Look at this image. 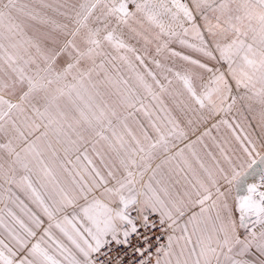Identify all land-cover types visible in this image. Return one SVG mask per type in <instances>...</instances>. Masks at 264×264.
Wrapping results in <instances>:
<instances>
[{"label": "snow or ice", "instance_id": "1", "mask_svg": "<svg viewBox=\"0 0 264 264\" xmlns=\"http://www.w3.org/2000/svg\"><path fill=\"white\" fill-rule=\"evenodd\" d=\"M192 3L202 25L179 0H172L171 7L151 0H79L62 6L68 9L60 13L62 22L40 18L18 0H0V178L25 191L49 220L54 212L79 206L87 224L74 212L71 218L64 216L71 233L59 223L55 227L80 258L48 229L44 232L59 254L68 253L67 264H113V244L131 248L133 257H139L130 264H264V155L254 140L237 135L240 149L232 156L217 145L223 164L209 152L214 165L200 163L202 174L188 165L192 179H185L182 192L164 186L161 196L152 184L161 168L152 166L157 155L167 153L173 139L186 137L164 104L165 94L174 102L186 96L177 103L182 112L209 115L230 113L243 101L255 113L253 119L259 116L264 134V0ZM164 17L181 31L166 27ZM25 18L39 20L49 30L35 29ZM189 34L196 43L180 38ZM175 39L204 59L171 50ZM131 40L144 41L143 54ZM153 40L156 56L167 52L165 59L179 58L188 65L169 67L153 56L151 63L161 69L166 83L145 63ZM125 71L131 75L126 77ZM229 77L238 93L243 89L240 95L233 94ZM138 89L156 102L163 120L145 105ZM129 110L143 113L154 137L139 121L140 134L132 131ZM220 124L232 127L223 117L213 127ZM149 172V181L142 183ZM28 214L38 228L40 219ZM17 223L27 237L35 236L22 221ZM0 227L16 245L14 251L0 240V264H62L40 242L29 248L24 236L2 221ZM156 230L166 243L159 242ZM133 234L135 245L129 239ZM26 248V256L13 259Z\"/></svg>", "mask_w": 264, "mask_h": 264}, {"label": "crops", "instance_id": "2", "mask_svg": "<svg viewBox=\"0 0 264 264\" xmlns=\"http://www.w3.org/2000/svg\"><path fill=\"white\" fill-rule=\"evenodd\" d=\"M151 2L167 4L170 7L172 6V0H151ZM179 2L188 5V7L193 10V14L196 16L197 24H203L199 14L194 10L192 0H179ZM173 11H176L174 7ZM164 22L166 27L168 25H171L173 28H175L176 31H181V29L176 27V25L167 17H164ZM184 27H190V24L185 22ZM155 31H158V29H156ZM180 38L185 39L189 44L197 42L191 34L187 36L182 35ZM165 39L167 38L165 37ZM176 42L177 40H174L169 45V48L171 50H175L184 55H190L194 59H204L201 54L196 53L189 48H187V50L191 52V54L183 53L182 50L176 48L175 44H173ZM166 53L167 52L162 54ZM177 60L180 59L177 58ZM183 67H188V65L183 64ZM220 67L222 71H226L227 69V65H223ZM228 79L229 83L232 84L233 94L240 95V93L243 92V89H241L238 93L235 88L234 81H232L230 77ZM256 108L258 111V106H256ZM254 114L255 113L249 112L247 110V108L245 107V102L238 101L230 113L211 115L209 120L207 121L209 125H207L205 128L200 130L196 129V131L193 132L184 131L186 133L185 138L179 140L173 139L171 141V144L173 146L170 147L169 151L167 153L160 152L157 155L156 159L153 161V168H155L157 164L161 165L159 173L157 174L156 178L152 180L153 187L156 188L158 192H160V188L164 186H167L170 191L175 190L177 192H182L183 189H179V187L184 188L185 179H192V174L188 169V165H191V167L197 173L202 174L200 163H203L206 167H212L214 165V161L208 155L209 152L212 153V156H215L216 159L220 160L223 164V158L220 154V147H223L225 149V153L229 156L233 155V150L239 152L240 146L239 142L236 140L237 135L241 137V140L244 139L245 135L254 140V142H256L257 144V151L260 152L261 155H264V148L260 147L261 142L264 141V134H262L261 128L259 127V116L257 115L256 119H253ZM221 117L227 119L232 127L229 128L224 124H220L219 127H213V125H216L219 122ZM237 124H239L240 126L237 127ZM245 143H247V141H245ZM189 145H191V147H189ZM217 145H219L220 147H217ZM181 150H183L182 155H177V153L181 152ZM253 155L255 156V153ZM256 159H259V157H256ZM164 161H167V163H164ZM185 161H187V164L185 163ZM150 176L151 172H149L148 179L145 180L144 183H147L149 181ZM32 179L33 184L37 188V190L43 193V189H41L39 187V184L36 183L35 177H32ZM156 180H161V185H157ZM253 182H258V179L249 181V183ZM12 187V184L7 183L3 178H0V221H2L3 225L9 229H12L15 233H18L28 239L29 248L32 244L40 242L41 247L46 248L49 251L50 255L54 256L57 260H60L62 264H67V260H65L64 257L68 255V253H64L63 255L59 254L55 250V245L52 243V240L49 239L48 236L44 235L45 229H48L51 237L63 244L64 247L68 249V252L76 255L77 258H80L74 246L67 240L60 229L55 227V225L59 223L61 227L65 228L71 233V226L65 223L64 216L67 215L71 218L74 212L80 215L81 221L87 224V221L84 220L82 214H80L79 206H77L76 208H65L62 212H54V218L52 220H49L48 217L44 215V213L37 207V205L32 202V200L29 198V195L26 194L25 191L21 190L20 187L18 189L15 186L13 187V189ZM234 194L235 193H233V195ZM46 202L48 201L46 200ZM83 203V201L79 202V204ZM29 211L31 213H34L40 219L41 224L38 228L29 219ZM9 213H12L13 215H10ZM13 216L16 219H14ZM17 220L22 221L27 228L35 232V236L27 237V234L20 227V224L17 223ZM49 225H52V227H49ZM77 227H79V224H77ZM41 237H43V240H41ZM0 240H3L4 243L13 248L14 251L16 250L14 241L11 240L8 232L5 231L4 227H0ZM5 254H8L6 250ZM26 255L27 248L19 251L16 257H14L13 259L18 261Z\"/></svg>", "mask_w": 264, "mask_h": 264}, {"label": "rangeland", "instance_id": "3", "mask_svg": "<svg viewBox=\"0 0 264 264\" xmlns=\"http://www.w3.org/2000/svg\"><path fill=\"white\" fill-rule=\"evenodd\" d=\"M79 2V0H18V3L21 5H27L28 8L26 10H32L34 11L35 14L38 15V17L40 18H44V19H50V20H56V21H64V17L60 15L61 12H66L68 11V9L66 7H62L64 5H69V4H74ZM26 23H28L29 25H31L33 28L35 29H39L41 31H47L49 30L48 25H42L39 20H28L27 18H25ZM29 35H32V29L30 28L29 30ZM146 35L148 36V38L150 40H152V35L151 33H146ZM175 44L176 48L182 50L183 53H188L191 54V52H189L187 50V47L184 45H181L179 43L178 39ZM130 43L134 44L136 46V48L138 49V51L140 52V54H143V49L145 47L144 45V41L140 40L139 42H137L136 40H131L129 41ZM155 44L156 41H152V43L147 45L148 48V58L145 60V63L147 64V67L153 71L154 73H156L157 78L161 79V81L163 83H166V81H163V77L160 75L161 73V69L156 68L155 64L151 63V58L153 56H155L156 59L160 60L161 63L166 64L169 67H175L177 69H181L183 68V64H185L184 61L182 60H177V58H169V59H165V57L168 55V53L166 54H161L160 56H156L155 53ZM137 63V68L139 71L143 72V68L139 67L138 62ZM223 66V65H222ZM131 74L128 73L127 71H125V76L128 77ZM145 75V79L147 80L148 83H152L151 77H148L146 73H144ZM169 78L171 77V74H169ZM134 83V81H133ZM180 85H178L175 81L173 84V88H179ZM140 92V95L142 97V99L144 100L145 105H149L150 106V110L154 111L157 115H159L161 117V120H163L164 117V113L159 111V108L156 105V102L152 100V98L150 96H148L145 92H143L142 89H138ZM199 91V87L197 89ZM154 91L159 92V89L154 88ZM164 104L167 106V108L170 110L171 116L173 118H175L176 121L179 122L180 127L187 132H193L200 129L205 128L207 125H209L207 123V121L209 120L210 116L207 111H204L203 113H199V112H191V111H184L182 112L180 110V108L177 107V103L181 102V101H186V96H178L176 97V100L174 102L173 98L170 97L169 95L165 94L162 97ZM131 112H133V116L129 118L128 120V125L129 127L132 129V131L139 135V128L136 124V121H139L140 124H143L145 126V128H148L149 132L151 135H153V137L155 136V133L152 132V130L148 127V120L146 117H144L143 113L141 112H136L135 110H129ZM153 119H155V116L153 117ZM189 120L192 121V123H189ZM157 123H160V121H157ZM166 123V121L164 122ZM170 127V125H169ZM121 132H123V129H120ZM125 138L126 139H130L129 137H127L126 133H125ZM89 155L93 157L94 162L97 164V166L99 167V161L95 159L94 154L89 151ZM72 159H74V157H72ZM22 173H18V176L21 175ZM148 174L147 173L144 178L142 183L145 182V180L148 179ZM12 186L16 187L17 189L19 188L16 184H12ZM12 187V189H13ZM3 188V187H2ZM1 188V189H2ZM179 189H183L182 187H179ZM159 194L162 196L163 192H159Z\"/></svg>", "mask_w": 264, "mask_h": 264}, {"label": "built area", "instance_id": "4", "mask_svg": "<svg viewBox=\"0 0 264 264\" xmlns=\"http://www.w3.org/2000/svg\"><path fill=\"white\" fill-rule=\"evenodd\" d=\"M132 216L135 217L136 213L133 212ZM152 219H155V217H152ZM137 227L139 228L141 233L144 232V229L139 227V221H137ZM156 235L161 237L159 241L160 243H166V237L163 234H161L159 230H156ZM129 239L133 245L137 243V237L135 236V234H133ZM152 243L154 245L156 244L155 238H153ZM112 248L113 250L110 253V257L113 261V264H130V261L132 259H136V260L139 259L138 256L133 257L131 248L125 249L123 246H116L115 244H113ZM106 250L107 249H105V251ZM153 251H154V248H153Z\"/></svg>", "mask_w": 264, "mask_h": 264}]
</instances>
